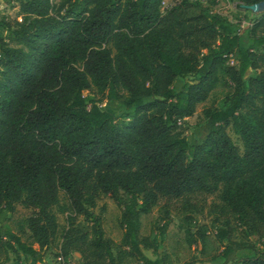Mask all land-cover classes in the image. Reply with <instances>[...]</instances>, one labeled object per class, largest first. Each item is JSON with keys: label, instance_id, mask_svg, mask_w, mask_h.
Returning a JSON list of instances; mask_svg holds the SVG:
<instances>
[{"label": "trees", "instance_id": "trees-1", "mask_svg": "<svg viewBox=\"0 0 264 264\" xmlns=\"http://www.w3.org/2000/svg\"><path fill=\"white\" fill-rule=\"evenodd\" d=\"M161 1H17L20 19L0 35V213L31 208L25 226L38 249L6 231L0 264L14 245L40 261L57 232L53 206L67 212L61 259L120 264L91 212L102 195L121 200L126 249L118 252L141 264L158 261L141 251L153 243L139 235V216L159 207L163 232L170 209L191 220L208 195L215 239L224 242L217 256L248 248L229 264H264V245L256 248L264 239V13L235 27L198 0L164 11ZM188 74L195 78L173 86ZM221 80L231 89L226 104L203 109L209 130L189 143L181 121ZM122 92L117 120L98 104Z\"/></svg>", "mask_w": 264, "mask_h": 264}, {"label": "rangeland", "instance_id": "rangeland-1", "mask_svg": "<svg viewBox=\"0 0 264 264\" xmlns=\"http://www.w3.org/2000/svg\"><path fill=\"white\" fill-rule=\"evenodd\" d=\"M18 0H0V35L5 34V26H11L15 21H19L16 14ZM180 0H164L165 6L160 5V9L164 11L173 3ZM199 3L208 8L212 12H217L235 27H245L249 21L255 16L251 11L242 8L243 0H198ZM213 3V4H211ZM163 7V8H162ZM244 40H241L243 43ZM194 74H188L183 78H178L173 82V86L179 88L180 85L191 79H194ZM230 86L221 80L220 84L209 94V96L201 103L196 105L194 113L184 118L181 121V130L189 143H197L203 139L209 130V124L205 119L202 111L207 107H223L228 97L230 96ZM93 94L95 97L104 96L96 94L93 91H82V95ZM124 92L120 100L106 101L102 100L98 105L103 109L108 110L116 119H120L124 111L122 101ZM227 135L232 143L237 147L238 151H242L241 141L236 129L229 123L225 127ZM213 195L205 197L204 209L193 215L191 220L189 216L180 208L170 209L167 216V226L163 232L159 231L162 223L160 219L161 212L159 207L155 206L146 214L139 216V235L147 237L152 243L151 248H141L142 253L149 260H157L158 264H227L217 254L221 251L224 242H218L215 239L216 222L213 216L206 211V205L213 200ZM60 203H65V198L62 193H59ZM101 207L103 210L101 211ZM121 200L115 201L108 195L100 196L95 206L91 208L93 214H100L102 217V229L104 235L112 241V255L120 257V264H141L140 261L118 251L126 249L120 244V239L123 233V227L119 226V217L121 212ZM32 209L23 207L20 204H15V209L12 213L3 210L0 213V235H4L6 231L12 233L23 243L30 245L37 250V245L32 241L29 232L25 226V219L32 213ZM57 223V232L53 242L38 251L40 261H34L32 258L19 251L14 245L15 250H10L6 254V264H78V254L72 253L70 259H61L59 256V243L62 232L66 227L67 212H60L56 206L52 207ZM77 222H82V216H76ZM234 238L239 236L235 232ZM253 240V239H252ZM260 245H264V239L256 243V248L260 249ZM246 254H236L234 258L239 259L243 256L252 254V250L243 249ZM239 255V256H238Z\"/></svg>", "mask_w": 264, "mask_h": 264}, {"label": "water", "instance_id": "water-1", "mask_svg": "<svg viewBox=\"0 0 264 264\" xmlns=\"http://www.w3.org/2000/svg\"><path fill=\"white\" fill-rule=\"evenodd\" d=\"M242 8L251 11L254 15L264 13V0H259L251 4L242 5Z\"/></svg>", "mask_w": 264, "mask_h": 264}, {"label": "crops", "instance_id": "crops-1", "mask_svg": "<svg viewBox=\"0 0 264 264\" xmlns=\"http://www.w3.org/2000/svg\"><path fill=\"white\" fill-rule=\"evenodd\" d=\"M260 247H262V245H260ZM246 251L245 250H243V249H235V250H233V251H231L226 257H221V259L223 260V261H226L227 262V264H229V263H231L232 261H235V260H237L236 258H234V256H236V254H246L245 253ZM239 256V255H238Z\"/></svg>", "mask_w": 264, "mask_h": 264}, {"label": "built area", "instance_id": "built-area-1", "mask_svg": "<svg viewBox=\"0 0 264 264\" xmlns=\"http://www.w3.org/2000/svg\"><path fill=\"white\" fill-rule=\"evenodd\" d=\"M161 5H162V6H165L164 0L161 1ZM162 8H163V7H162ZM161 11H162V9H161Z\"/></svg>", "mask_w": 264, "mask_h": 264}]
</instances>
